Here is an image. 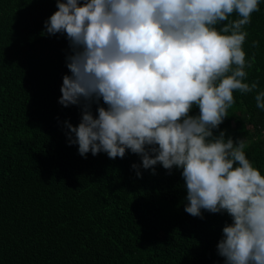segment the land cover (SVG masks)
Segmentation results:
<instances>
[{"label": "trees", "instance_id": "1", "mask_svg": "<svg viewBox=\"0 0 264 264\" xmlns=\"http://www.w3.org/2000/svg\"><path fill=\"white\" fill-rule=\"evenodd\" d=\"M0 264H264V0H0Z\"/></svg>", "mask_w": 264, "mask_h": 264}]
</instances>
